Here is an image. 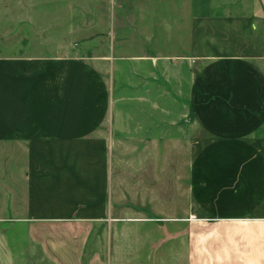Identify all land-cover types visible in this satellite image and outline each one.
I'll use <instances>...</instances> for the list:
<instances>
[{
  "label": "crops",
  "instance_id": "0c3cea01",
  "mask_svg": "<svg viewBox=\"0 0 264 264\" xmlns=\"http://www.w3.org/2000/svg\"><path fill=\"white\" fill-rule=\"evenodd\" d=\"M53 2L51 31L64 32L51 45L62 46L71 6L56 11ZM96 6L98 29L99 6L108 11L110 47L96 63L0 59V189L9 180L6 152L21 149L17 220L27 237L51 238V264H264V0ZM172 84L203 134L193 143L185 203L172 214L121 208L110 194L114 95L143 87L159 96L138 102L162 114Z\"/></svg>",
  "mask_w": 264,
  "mask_h": 264
},
{
  "label": "rangeland",
  "instance_id": "374dc122",
  "mask_svg": "<svg viewBox=\"0 0 264 264\" xmlns=\"http://www.w3.org/2000/svg\"><path fill=\"white\" fill-rule=\"evenodd\" d=\"M54 1L56 11L63 9V2L71 6V12L64 15L66 21L72 20L71 35L62 46L51 45V36L64 32L59 28L51 31V0H0V59L78 57L96 63L97 58L109 55L105 6H99L98 29L96 0ZM100 65L108 75L109 65L102 61ZM138 90L130 94L125 87L114 95L115 100L119 98V121L110 158L111 199L121 208L136 203L148 215L172 214L182 207L177 203H185L193 143L203 134L186 98L176 96L174 84L168 88V108L162 114L138 102L145 96L155 101L159 94L150 91L146 95L143 87ZM6 153L10 173L6 188L0 189V218H7L0 222V264H51L46 247L51 238L42 243L33 241L27 237V226L17 220L24 208L22 150Z\"/></svg>",
  "mask_w": 264,
  "mask_h": 264
}]
</instances>
